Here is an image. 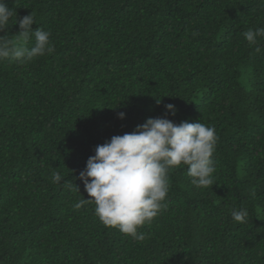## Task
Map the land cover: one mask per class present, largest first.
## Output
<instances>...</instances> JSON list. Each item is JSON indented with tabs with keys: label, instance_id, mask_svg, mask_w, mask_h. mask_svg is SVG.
<instances>
[{
	"label": "trees",
	"instance_id": "obj_1",
	"mask_svg": "<svg viewBox=\"0 0 264 264\" xmlns=\"http://www.w3.org/2000/svg\"><path fill=\"white\" fill-rule=\"evenodd\" d=\"M4 2L55 52L0 62V264H264V39L256 53L243 35L264 27V0ZM158 117L214 127L216 171L196 188L173 169L140 242L93 204L74 209L90 199L74 178L98 145Z\"/></svg>",
	"mask_w": 264,
	"mask_h": 264
},
{
	"label": "clouds",
	"instance_id": "obj_2",
	"mask_svg": "<svg viewBox=\"0 0 264 264\" xmlns=\"http://www.w3.org/2000/svg\"><path fill=\"white\" fill-rule=\"evenodd\" d=\"M33 24L31 13L17 18L15 8L0 0V32L12 25L19 28L15 35H0V62L26 66L55 52L51 33L39 27L34 30ZM243 35L248 46L260 53L258 44L264 39V27L249 29ZM155 100L157 105L161 103V98ZM165 110L176 114L173 104L165 105ZM124 117V112L118 113L119 119ZM218 139L214 127L199 121L176 124L163 117L148 118L134 131L113 136L95 148L85 169L74 178L83 182L90 199L82 198L73 207L78 210L85 204L95 205L94 214L103 226L142 242L146 234L138 228L150 224L166 208L173 169L185 166L196 188L213 185L216 169L212 157ZM52 178L54 183L64 180L59 172H53ZM65 183L79 192L74 183ZM231 217L237 223H246L248 211L233 209Z\"/></svg>",
	"mask_w": 264,
	"mask_h": 264
}]
</instances>
